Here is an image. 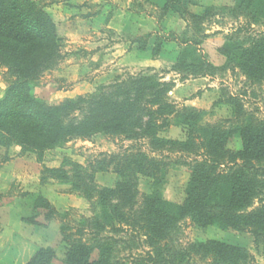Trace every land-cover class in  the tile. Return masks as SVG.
<instances>
[{
    "label": "trees",
    "instance_id": "obj_1",
    "mask_svg": "<svg viewBox=\"0 0 264 264\" xmlns=\"http://www.w3.org/2000/svg\"><path fill=\"white\" fill-rule=\"evenodd\" d=\"M193 2L166 0L163 12L171 9L188 20L194 35L184 42L197 46L207 38L202 26L210 22V12L216 9H207L201 17L192 16L186 9ZM217 10L246 23L244 29L240 27L227 36L220 49L228 68L237 69L248 85L264 84V30L257 32L255 41L243 38L249 35V27L264 28V0H235L233 7ZM61 44L56 24L43 4L35 0H0V69L4 70L7 86L0 99V146L6 149L0 166L10 160L12 147H18L21 154H34L41 164L45 152L77 139L90 142L98 135L132 143L148 142L154 149L152 154L160 159L141 154V148L133 146L121 156L99 154L85 166L67 159L54 169L41 164V183L48 184L47 178H51L58 184H68L67 193L85 199L91 215L77 226H63L57 218L62 219L66 212L55 210L47 200L37 197L32 216L24 222L42 235L56 221L60 224L56 237H63L59 243L53 239L54 244L38 250L26 264H123L114 247L126 244L119 237L126 232L141 237L147 247L144 256L135 260L137 264H186L192 255L209 258L211 264L253 261L244 248L213 240L194 243L187 249L176 248L174 238L180 223L187 219L201 229L251 233L264 258V120H253L238 99L229 97L225 102L232 109L231 121L228 120L231 127L225 129L224 123L206 124V113L178 110L167 96L174 83L156 75L130 77L100 87L97 94L50 105L37 98L34 91L44 75L64 60ZM137 44L138 49L144 48L143 41L138 40ZM191 48L185 49L171 66L173 72L190 69L187 73L194 75L209 70L203 57ZM171 122L187 128L183 141L160 137ZM232 136L241 141L238 151L225 149ZM131 150L139 154L130 153ZM198 152L213 156L176 163L190 174L184 202L176 205L165 201L158 185L165 180L171 156H178L174 159L179 160L182 155ZM98 172L113 173L118 182L111 189L99 188L94 182ZM139 176L152 181L151 193L141 195L140 202ZM254 199L258 207L245 214ZM56 243L66 248L60 262L56 259ZM132 246L131 242L127 247L130 250Z\"/></svg>",
    "mask_w": 264,
    "mask_h": 264
},
{
    "label": "crops",
    "instance_id": "obj_2",
    "mask_svg": "<svg viewBox=\"0 0 264 264\" xmlns=\"http://www.w3.org/2000/svg\"><path fill=\"white\" fill-rule=\"evenodd\" d=\"M35 1L41 2L42 0ZM60 1L54 0L43 4L46 12L51 15L54 22L56 17L48 9L58 4L61 5L63 2L65 6L63 8L65 9L64 12L71 17V23L79 20L88 30L109 31L125 37L120 45L126 47V53L118 57V62L120 65L124 63L125 66H129L131 69L141 68L159 71L157 69L165 65H174L185 49H192L191 47H193L195 54L203 57V60L209 65V70L204 72L203 69V72L193 75L192 73H187L190 69L186 72H173L169 68L165 71L166 76L162 79V81L174 83V88L167 96L178 110L188 108L197 112H204L206 113L204 121L209 124L206 119L214 116L215 112L218 111H224L227 115L225 118H232V109L225 102L229 97L238 99L242 105L244 104L243 96L245 93L236 96L228 95L226 92L227 87L220 86L227 84V81H232L233 79H241L245 84H248V81L237 69L231 71L227 66L226 58L220 53V49L226 42V37L232 34L234 30L218 28L214 33H209L210 25H216L214 18L216 19L217 16L213 17L209 23L203 24V35H206L207 38L201 40L199 45L193 46L191 43L184 42L187 38L194 35L191 23L188 20H183L171 9L163 12L166 0H144L150 6V11L148 12L141 9L135 10L134 7H137L141 0H115L114 4H123V7L114 5L111 9V5H104V2L94 13H91V7L85 4V0ZM193 1L192 4L187 6L186 11L189 15L196 17L203 16L207 9L231 8L235 4V0ZM239 20H242V18ZM56 28L58 32L57 24ZM132 31H136L134 36L142 34L141 37H132L130 35ZM138 40L144 42L143 49H138ZM157 46V51L154 53L153 51ZM96 53H86L87 58L82 63L86 69L90 65L95 70L100 69V62L97 61L94 64L93 62L95 61L92 58L98 56L99 60L102 53ZM105 80L103 79L102 83H99L97 87L104 85ZM198 91L200 96L192 98ZM207 97L208 99L212 97V99L206 101ZM178 102H183V104L179 105ZM186 131L187 128L184 125H174L171 122L169 128L162 132L160 137L171 141H183L185 134L181 137L178 134L186 133ZM61 149L63 148L45 152L42 156L41 164L50 169L59 168L61 163L53 167L47 165L46 154ZM75 163L82 166L86 165L79 162ZM41 164L37 162L34 154H21L19 149L16 156H10V160L0 167V194L9 191L15 182L19 184L21 190V195L16 197L12 204L7 207H0V228L2 230V241L5 243L4 247L0 248V264H26L38 250L48 247L56 236L57 232L53 231L52 228H48L43 236L36 237L33 226L24 222V219L32 216L33 203L37 197L47 200L59 212H66L71 209L90 210L89 203L85 199L68 193L67 195H60L55 192L51 185L41 183ZM101 178L102 180L109 178L110 182L105 184L99 181ZM143 180L147 181L148 185L147 189L141 193L139 186ZM94 182L99 188L111 189L118 182V177L113 173L98 172L94 176ZM151 182L148 177L139 176L137 186L139 194H150L152 191ZM184 190L185 187L182 191L181 199L178 201H165L181 205L185 200ZM211 240L245 248L237 243H229L217 239ZM64 255L61 260L64 259Z\"/></svg>",
    "mask_w": 264,
    "mask_h": 264
},
{
    "label": "rangeland",
    "instance_id": "obj_3",
    "mask_svg": "<svg viewBox=\"0 0 264 264\" xmlns=\"http://www.w3.org/2000/svg\"><path fill=\"white\" fill-rule=\"evenodd\" d=\"M42 1L39 3L46 4L54 0ZM114 2L115 0H85V4H88L91 7V13L96 12L97 8H99L103 4L111 5V9L114 5L116 7H123V4H114ZM64 7V3L62 2L61 5L58 4L48 9L56 17L55 22L59 29L58 35L62 39L61 46L64 60L58 64L57 68L54 71L45 74L43 79L40 80V82L38 83V87L34 91L37 98L47 102L50 105H54L64 101L65 99H76L79 96L97 94L100 87H105L114 84L115 82L126 81L130 77L136 78L138 76L145 77L146 75H156L157 78H164L166 76L165 71H167L169 68L171 70L170 65H165L161 68H158L157 70L159 71H153L152 69L150 71H147L146 69L141 68L131 69L129 68V66H125L124 63L120 65L118 62V57L126 53V47L124 45H120V43L124 41L125 37L121 36L120 34H113L109 31L88 30L87 27L83 25V23L79 20L75 21V23H71V17L68 14H65V9H63ZM134 8L135 10L141 9L146 12L150 11V6L147 5L144 0H141L137 7ZM210 13L211 19L215 16L217 17L216 19L214 18V21H216V25H210L211 29L209 30V33H214L218 28L225 30H237L240 27H243V29L245 28L246 23L244 19L237 20L232 19L230 16L221 15V12L217 9L216 11H211ZM263 30L264 28L258 26L249 27V35L244 36L243 38H249V40L255 41L257 39V32H263ZM135 32L136 31H132L130 35H132V37H141L142 34H136V36H134ZM89 52L95 54H97L96 52H99L100 54L102 53L101 59L98 60V56H94L92 58L95 61L93 62L94 64L97 63V61L100 62V69L95 70L92 65H90L88 69L83 66V60L87 58V54ZM5 79L6 76L4 75V70L0 69V99L3 97L7 89V86L4 82ZM57 79L63 80L64 82L55 83L54 81ZM103 79H106L104 82L105 84L97 87L99 83H102ZM227 82V84H222L220 86H223L225 88L227 87L226 92L228 95L231 94L233 96H236L245 93V95L243 96V107L245 113L253 120H264V84L254 86L248 85L245 84L241 79H233L232 81ZM58 87L61 89L60 91H57L59 90ZM197 96H200L199 91L195 93L192 98H196ZM211 99L212 97H210L209 99L207 97L205 100L207 101ZM178 104L182 105L183 102H178ZM215 113L216 114L214 116L208 117L206 119L207 123H209L210 125L224 123L223 127L225 129L231 127V123L229 122L231 120L225 118L227 115L224 111H218ZM80 118L81 117H79V119ZM143 122H146V119H143ZM183 134H185L186 136L188 133H179L178 135L179 137H181ZM191 135H196V133H192ZM133 146L140 147L141 149H139L138 152L141 154L149 155V157H152L154 159L156 158L157 160L160 159L156 155L152 154L151 151H154V149L148 145V142L132 143L123 141L121 138L112 140L111 138L109 139V137L98 135L94 137L90 142H83L80 139H77L66 144L61 150L46 154V163L49 167H53L54 165L58 166L60 163H62L63 160L67 159L70 161L86 164L87 162H90L97 158L101 153H111L121 156L122 154L128 152L127 149H129V147ZM225 149L231 151L240 150V139L234 136L229 137L225 145ZM5 150V147L0 146V161L5 156ZM18 151V147H12L9 150V157L16 156ZM138 152L131 150L130 153L139 154ZM211 155L213 156V154ZM211 155H205L201 152H198L196 154L190 153L180 156L179 160L174 159V157L178 158V156L172 155L170 163L171 165L166 172L165 180H163L161 185H158L162 198L164 200L170 201H178L179 199H181L182 191L187 185L190 174L184 166L176 164L178 163V161L182 163L190 162L196 157L198 158V161H201L203 159L209 158V156L211 157ZM172 162L175 163L173 164ZM108 179L109 178L102 180L101 178L99 181H102L106 184V182H110V180ZM47 182H49L48 184L51 185L55 192L60 195H67V192L70 190V186L68 184H58L54 179L47 178ZM147 185V181L145 182L144 180L140 183L139 189L142 191L141 193H143V191L147 189ZM19 195H21V190L19 188V184L15 182L9 191L1 194L0 207L9 206ZM256 199H254L253 204L247 209V212H245V214L248 213V211H252L254 208L258 207ZM138 200L139 202L141 201V194H139ZM9 201L11 203L7 204ZM124 212L126 211L124 210ZM90 215L91 213L88 209L87 211L71 209L69 211H66L65 214L61 215L62 219L58 217L57 220L63 226L68 225L70 227H74L77 226L82 219L90 217ZM58 222L54 221L50 223L48 228H52L53 231L58 232V229L60 227V224ZM34 230L36 237L43 236L46 232V230H44L45 232L42 235H39L37 234L35 228ZM62 237L63 236H61L60 234H58L57 237L55 236V242L59 243ZM119 237H122V241L126 243H120L119 245H116L114 247L117 252V258H119V262L123 264H137L135 260L137 261L138 257L144 256V254L147 252V247H145V245L142 243L143 239L141 237L139 238V236H134L129 232L120 234ZM211 239L223 240L229 243H237L238 245L244 246L245 252L248 253L253 259V261L250 262L248 260V264H264V258L261 256L262 249L259 246L254 245L251 233H237L232 230L223 232L211 227L201 229L199 227H196L188 219L180 223V230L177 237L174 238L175 243H173V246H175L176 248L178 247L179 249H187L194 243H203ZM52 242L49 246L54 244V242ZM131 242L133 243L134 247L132 246V248L129 250L127 246L130 245ZM4 245L5 243H3L2 241V230L0 228V248L4 247ZM55 248L56 259L58 260V262H60L62 261L61 257L65 254L64 249L66 248L64 245L57 243L55 244ZM211 263L212 261L209 258L201 259L199 256L195 255H192L191 258H189L186 262V264Z\"/></svg>",
    "mask_w": 264,
    "mask_h": 264
}]
</instances>
